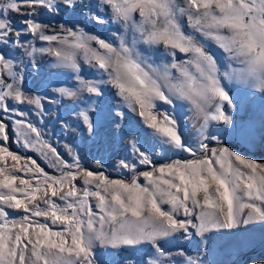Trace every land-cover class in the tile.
Listing matches in <instances>:
<instances>
[{"label": "snow or ice", "instance_id": "obj_1", "mask_svg": "<svg viewBox=\"0 0 264 264\" xmlns=\"http://www.w3.org/2000/svg\"><path fill=\"white\" fill-rule=\"evenodd\" d=\"M68 12L107 27L41 19ZM42 62L54 71L29 86ZM241 93L264 101V0H0V264H205L165 245L264 229V161L225 141L256 134L234 119ZM64 100L93 140L127 139L113 167L128 175L70 145L65 159L27 119ZM124 109L150 140L121 135ZM10 131L55 174L10 150ZM168 152L191 158L154 162ZM244 264H264V240Z\"/></svg>", "mask_w": 264, "mask_h": 264}, {"label": "rangeland", "instance_id": "obj_2", "mask_svg": "<svg viewBox=\"0 0 264 264\" xmlns=\"http://www.w3.org/2000/svg\"><path fill=\"white\" fill-rule=\"evenodd\" d=\"M44 22H51L53 24L63 23L69 21L73 24L79 23L81 26H85L90 31L104 33L107 26H98L87 23L79 14L71 12L62 13L59 16H51L44 14L41 16ZM114 30V29H113ZM110 34V32H109ZM51 70L47 62H42L40 65L39 74H30L27 83L29 86H33L34 81L31 78L32 75L36 76L37 80L41 78H47ZM56 79H64L61 74ZM119 102V98L113 96L109 97V103L111 106H115ZM238 102L240 107L234 114V119L242 127H251L256 130V134L252 137L242 136L240 134L233 136H226L225 141L229 147L238 151L240 154L246 157L256 159L258 161H264V136L260 133V126L262 118H264V101L261 100L259 94L256 96L244 95L241 93L238 96ZM72 102L64 100L58 106H51V112L43 117V123H41V117L37 116L34 110L28 111L27 119L32 123L37 124L43 128L46 133V139H48L57 150L63 154L65 159L69 161L71 158L68 156L65 145H70L77 149L82 157L81 163L91 167L94 163L93 157L102 159L106 165L107 173L111 178H119L121 174L128 175L126 171H118L113 167L115 161L128 154V150L125 145L127 139H121V136L112 137L109 140L107 134V128H101L100 133L95 140L88 136V133L82 128L73 123L74 117L71 116ZM108 107V104L105 105ZM124 121L123 127L125 132L121 135H139L145 139L150 140L151 137L146 135L144 126L140 121V118L134 113L128 112ZM60 117H63L61 121ZM64 123L72 125L70 129L63 127ZM15 128L14 124H10V129ZM210 130H212L210 128ZM195 129L189 127L187 135L191 140L197 139L194 135ZM10 140L8 145L10 150L22 155L31 156L37 160V163L45 169V171L55 174V170L43 159L37 152L25 149L22 144L15 142L16 137L10 131ZM160 152L159 149L156 150ZM191 157L187 153L173 154L172 152L166 153L164 156L156 155L154 162L164 163L166 159H190ZM141 170L143 166H138ZM20 175H23L22 173ZM27 178V177H25ZM141 182L143 178L141 177ZM264 240V229L256 227L249 232L240 231L238 233H230L227 230H220L217 233L210 234V239L206 244H201L199 237H193L190 240H172L165 246L172 250H175L178 246L184 247L189 254L196 256L203 254L205 264H244V258L248 252L253 248L259 251V245ZM121 255H126L122 253ZM111 259L119 260V256H113Z\"/></svg>", "mask_w": 264, "mask_h": 264}]
</instances>
